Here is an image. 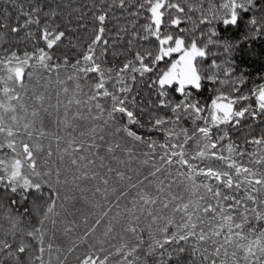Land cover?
Masks as SVG:
<instances>
[{"label":"snow or ice","instance_id":"6c2138e0","mask_svg":"<svg viewBox=\"0 0 264 264\" xmlns=\"http://www.w3.org/2000/svg\"><path fill=\"white\" fill-rule=\"evenodd\" d=\"M5 3L16 15L7 7L0 15V185L6 190L0 199L7 197L0 217L8 225H0V264H53L54 251L56 264H68L64 253L74 254L77 240L87 244L77 264H149L158 248L181 241L191 244L199 264H264V127L258 133L253 127L264 125V82L250 81L236 61L264 39V0ZM118 11L130 19L110 28ZM53 83L56 103L45 106ZM206 86L210 103L199 98ZM70 92L62 104L61 93ZM25 97L37 103L29 105ZM84 120L91 122L87 131L76 123ZM249 120L251 131L238 144L230 133ZM248 145L257 152H248ZM138 146L146 149L141 163L150 169L134 181L112 161L127 166ZM174 168L183 178L179 183L172 179ZM113 173L125 184L118 192L112 188L117 209L136 190L131 206L117 211L103 232L121 243L106 251L107 241L90 242L109 208L92 225L84 218L83 234L66 247L55 244L57 232L67 237L77 226L67 220L73 213L66 204L76 209L87 201L90 181L99 182L93 195L107 199V174ZM158 174L168 183L160 180L157 192L168 189L169 198L146 190L145 182L151 185ZM174 185L188 194L186 202L170 191ZM158 201L159 209L148 207ZM142 218H150L147 228L140 226Z\"/></svg>","mask_w":264,"mask_h":264},{"label":"rangeland","instance_id":"374dc122","mask_svg":"<svg viewBox=\"0 0 264 264\" xmlns=\"http://www.w3.org/2000/svg\"><path fill=\"white\" fill-rule=\"evenodd\" d=\"M65 75V73H62V76ZM34 83V81H33ZM43 83V82H42ZM56 84L53 83L51 85V87H55ZM32 85L29 84V94L28 96L31 97L32 96V91H31ZM42 88L37 87L36 91L40 92ZM85 91H87L85 89ZM45 95H51L50 92L48 91V93H45ZM72 97V96H71ZM0 99H3V93L2 90L0 91ZM27 103L29 105H33L36 104L37 102H35L34 98L29 99L28 97H25ZM52 103L55 104L56 102L53 101L51 102V100H45V106H47V104ZM74 107L71 108L70 106V111H69V118H71L70 116H72L73 111H76V105L73 104ZM75 108V110H73ZM73 110V111H71ZM83 111V110H81ZM63 114V109H61V116ZM48 129L49 131H55L54 128H52L51 123L49 122L48 124ZM81 130V129H80ZM61 135H64L63 132L60 133ZM48 140L45 139L42 141V143L45 145V148L47 147L48 144ZM123 143V141L121 142ZM53 147H55V143L53 142ZM129 147H132V145H129ZM145 151V149L143 148V146H138L136 148H134V156L136 157L135 160H132L130 163L127 164V166L125 165H121V164H117L115 161H112V164L114 167H118L121 171H125L127 174L132 175L133 176V180L135 181L137 179V177H139V179H143V177L145 175H147L149 169H150V165L145 166L141 163V161L143 159H145V157L142 155V153ZM227 154V153H225ZM41 156L43 155V153L40 154ZM116 155L122 159V160H128V157L125 155V153L122 150H118L116 152ZM53 159H55V157H53ZM109 160L105 161V164H108ZM157 163H159L157 161ZM179 167V166H177ZM181 171H183L184 169H180ZM97 171H99L101 174H106V170L105 169H100L97 167ZM110 177L109 180V185H108V193H107V199L104 198V195L102 193H97L95 195H93L94 192V187L93 185L99 183L98 181H90L87 184V187L90 189V191L87 193L88 199L87 201L84 200H80L79 203L76 204V209H72L71 208V202H68L66 204V209L69 212H72V215H68L67 216V220H72L75 219L76 221V228L74 230V232L72 234H70L69 236L65 237L61 234V232H57V237L58 239L56 241H54L55 244H60L66 247V245L68 244L69 241L71 240H75L76 237L81 236L85 230V224H84V218H87L88 220V225H92L94 223V220L99 216V214L101 213L102 210L107 211L109 208L112 209V211L109 213V217L105 218L101 225L97 226V231L92 235V237L90 238V242L92 243H97L100 240H105L107 242L104 243V248L106 249V251H113L114 249L112 248V245H118L119 243H121V241L119 240V238L116 239H109L103 236V232L106 230V226L108 223V220L116 215L117 211L123 212L125 207H130V200L131 198L135 195L136 190L132 189L130 190L129 196L127 198H121L120 199V208L117 209L115 207L116 204V194L112 192V188H116L117 192L122 189L125 188V184L121 183L113 174H107ZM173 180H177V182L179 183V181L183 178H179L175 176V168L173 169V176H172ZM200 179V178H198ZM160 180H165V184L168 183V180L165 179V175H159L157 178H153V182L151 185H147V182H145V187L146 190L148 192H150L153 196L155 195H160L162 199L165 198H169L168 197V189H165L164 193H158L157 192V187L159 186V181ZM103 185H101V188L103 190ZM127 190V189H126ZM172 193L177 194V195H183L185 197V202L187 201L188 198V194L185 193L182 188H178L176 185L173 186V188L170 190ZM69 196H72L73 194H75L77 197H79L80 193L79 192H69L68 193ZM175 203V202H174ZM94 204H99L101 207L97 208V207H93ZM148 207H152L153 210L155 211L156 209H159L161 207L160 202L158 201L156 205L154 206H148ZM171 208V205H170ZM169 209L164 210L165 214H168ZM179 215L177 214L176 219L179 220ZM63 218V216H62ZM150 218H142L141 222H140V226L143 228H147V225L150 223ZM59 228H63V225H58ZM155 228V225L153 226ZM120 228L119 226H117V228L115 229V231H119ZM172 231H174L175 229H171ZM205 230L207 231V226L205 227ZM115 235V232L112 234ZM144 238L145 240H147V231L146 233H144ZM77 243L80 244V247L77 249V251L74 254H68V253H64L65 255L68 256V264H77V260L76 257L77 256H82L86 251H87V244L86 243H82L79 240H77ZM63 258V257H62ZM113 261L115 259L118 258H110ZM52 260H53V264H56V253L55 251L53 252V256H52Z\"/></svg>","mask_w":264,"mask_h":264},{"label":"trees","instance_id":"16d2710c","mask_svg":"<svg viewBox=\"0 0 264 264\" xmlns=\"http://www.w3.org/2000/svg\"><path fill=\"white\" fill-rule=\"evenodd\" d=\"M22 2H26V0H22ZM74 3L80 5V4H91L92 0H73ZM8 8L9 11L12 13V16L14 17L16 15L15 11L12 9L10 4L5 3V0H0V15H2V10L4 8ZM117 16L120 17L119 21H114L112 24L109 25L110 28H113V26L117 23L124 24L126 23L130 18L126 16L121 15V13L118 11ZM143 22V21H141ZM183 26V25H182ZM82 34V33H81ZM10 39H15V37H10ZM65 45H62V47H65ZM236 61L238 64V71L244 72L245 75L249 77V80H256L258 83H262L264 81L259 80L260 76H264V39H259L257 41L252 42V45L250 48H246L245 50L241 51L236 56ZM42 83V82H41ZM57 85L55 87H50L49 92L51 94V102H56V96L55 91L57 90ZM71 87V85H70ZM143 87V86H141ZM87 90V89H86ZM1 91V90H0ZM43 89H41L40 92H42ZM177 96L179 94H176ZM72 94L69 93L68 97H65L63 93H61L60 100L62 101V104L67 103V99L71 98ZM210 96H211V89L210 86H206L203 88L199 94V98L202 102H208L210 103ZM74 107L71 105V108ZM70 108V109H71ZM75 110V108L73 109ZM71 110V111H73ZM83 110V109H81ZM75 111L71 112L74 113ZM71 117V116H70ZM76 123L79 124V127L83 131H87L88 128L91 126V122L84 120V121H77ZM249 124H252V121H245L244 124H242L238 129H235L231 131L230 135L232 136L233 140H235L238 144L242 145L243 139L245 135L249 131H251L247 126ZM253 127L256 130V133L260 131L264 125L257 122ZM154 136H159V133H153ZM87 137H85L86 139ZM111 139V138H109ZM248 152H257V149L254 145H248L247 146ZM146 151V149H145ZM226 153V152H225ZM259 155V153H257ZM136 159V157H135ZM134 159V160H135ZM238 159V158H237ZM244 163L248 164V158H245L243 161ZM217 167L220 166L219 162L216 163ZM251 167H259L257 165L249 164ZM6 191L3 189V186L0 185V192ZM45 193L47 192V189L44 190ZM7 203V197H3L0 199V211H2V205ZM0 225H3L4 228H6L8 225L6 222H4L3 218L0 217ZM146 233V231H145ZM191 243H196L195 239L192 238ZM185 248L186 251L183 253H177L175 249L177 248ZM171 253V255H169ZM149 264H199V257L197 255H193L191 252V244H186L185 242L181 241L176 244H168L165 245L164 248H158L155 253L151 256L147 257Z\"/></svg>","mask_w":264,"mask_h":264}]
</instances>
